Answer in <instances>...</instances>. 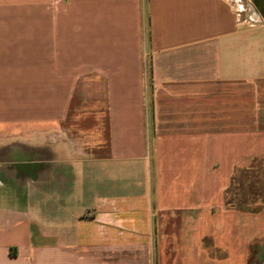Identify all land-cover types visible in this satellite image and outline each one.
I'll use <instances>...</instances> for the list:
<instances>
[{
	"label": "crops",
	"instance_id": "obj_1",
	"mask_svg": "<svg viewBox=\"0 0 264 264\" xmlns=\"http://www.w3.org/2000/svg\"><path fill=\"white\" fill-rule=\"evenodd\" d=\"M249 1L0 0V264H251L264 203L226 195L264 160Z\"/></svg>",
	"mask_w": 264,
	"mask_h": 264
},
{
	"label": "rangeland",
	"instance_id": "obj_2",
	"mask_svg": "<svg viewBox=\"0 0 264 264\" xmlns=\"http://www.w3.org/2000/svg\"><path fill=\"white\" fill-rule=\"evenodd\" d=\"M237 2L238 8L241 9L243 13L250 10V1L249 0H235ZM83 111L78 112L74 115L72 120H83ZM258 167H261L258 177H252L246 181L240 180V172L245 169L238 170V177L236 181L233 182V191L231 192L232 197L244 195V201L246 200V205H251L253 208L260 207L262 201L264 200V160L259 159L254 161ZM240 171V172H239ZM253 182V186L251 185ZM252 189L255 191L252 194ZM257 192V194H256ZM240 196V197H241ZM246 198V199H245ZM251 264H264V241L258 240L253 245V254L251 259Z\"/></svg>",
	"mask_w": 264,
	"mask_h": 264
},
{
	"label": "trees",
	"instance_id": "obj_3",
	"mask_svg": "<svg viewBox=\"0 0 264 264\" xmlns=\"http://www.w3.org/2000/svg\"><path fill=\"white\" fill-rule=\"evenodd\" d=\"M257 160H259V159H255L254 161L257 162ZM261 170H262L261 167L260 166L258 167L253 162V164L249 168H246L242 172L239 171L240 172V180H242L243 183H244V181H246V180H248V179H250L252 177H258L259 176V172ZM238 176H239L238 173H236L234 175L232 181H236ZM251 185L253 186V182H252ZM232 191H233V182H232L231 186L228 188L227 193H226V195H227V204H229V205H231V206H233L235 208H238L240 210L257 212V211L260 210L262 203H264V200H263L261 205H260V207L253 208L251 205H246L245 202H246L247 199L245 198L246 200L244 201V199H243L244 195L243 196L240 195L241 196L240 197L239 194H238L236 197H232L231 196V192ZM251 193L254 194L255 191L252 189ZM256 194H257V192H256Z\"/></svg>",
	"mask_w": 264,
	"mask_h": 264
}]
</instances>
